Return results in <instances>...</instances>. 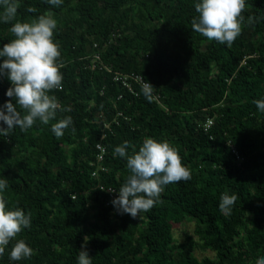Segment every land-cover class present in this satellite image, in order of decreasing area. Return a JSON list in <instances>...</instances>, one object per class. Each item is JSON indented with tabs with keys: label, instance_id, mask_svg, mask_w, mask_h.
Returning a JSON list of instances; mask_svg holds the SVG:
<instances>
[{
	"label": "trees",
	"instance_id": "16d2710c",
	"mask_svg": "<svg viewBox=\"0 0 264 264\" xmlns=\"http://www.w3.org/2000/svg\"><path fill=\"white\" fill-rule=\"evenodd\" d=\"M196 2L18 0V20L50 12L58 22L63 90L50 95L70 111L0 136L4 196L31 215L18 239L33 249L30 259L12 261L10 244L0 264H77L86 236L92 264H255L264 256V113L253 103L264 99V0H246L242 33L230 47L191 29ZM10 26L0 23V47L13 38ZM93 43L109 72L89 67ZM114 72L148 81L155 98L149 102L133 81L123 88ZM9 87L0 77V105ZM66 116L73 123L57 138L51 124ZM145 137L177 149L191 180L167 185L133 219L105 190L118 192L129 174L114 148L128 141L138 150ZM225 192L238 197L230 215L219 208ZM187 220L191 233L175 242L172 224ZM197 250L211 256L197 259Z\"/></svg>",
	"mask_w": 264,
	"mask_h": 264
},
{
	"label": "clouds",
	"instance_id": "9594fccd",
	"mask_svg": "<svg viewBox=\"0 0 264 264\" xmlns=\"http://www.w3.org/2000/svg\"><path fill=\"white\" fill-rule=\"evenodd\" d=\"M46 2L59 7L63 0ZM18 7V0H0V23L11 25L8 31L13 37L0 47V77L6 76L11 83L6 92L10 99L0 105V136L4 137L10 136L17 127L27 131L37 121L48 124L56 119L58 110L70 111L61 107L55 95H50L54 90H63L60 69L64 65L60 62V45L54 39L58 22L50 12L38 15L30 22L20 21L17 19ZM194 7L198 15L192 19L191 29L209 41L230 47L241 35L246 0H198ZM26 11L35 13L37 9L28 7ZM248 22H252V17ZM154 88L146 80L142 84L141 91L149 102ZM253 103L264 113V99ZM72 123V118L66 116L51 124V131L60 138ZM96 148L105 151L99 143ZM113 155L126 159L129 174L112 204L119 214H128L133 219L150 211L159 202L167 185L191 180L190 169L182 163L177 149L167 141L145 137L138 150L135 145L124 141L114 148ZM8 186L6 178L0 179V256L11 244L9 258L12 261L30 259L33 249L18 236L31 227V215L20 207L8 206L4 196ZM237 199L234 194L223 193L220 210L230 215ZM87 243L86 236L78 251L77 264H92ZM255 264H264V256Z\"/></svg>",
	"mask_w": 264,
	"mask_h": 264
},
{
	"label": "built area",
	"instance_id": "2783aa9c",
	"mask_svg": "<svg viewBox=\"0 0 264 264\" xmlns=\"http://www.w3.org/2000/svg\"><path fill=\"white\" fill-rule=\"evenodd\" d=\"M91 50H92V54H91V58H92L91 64L92 65L89 66V67L91 69L92 68H96L98 70L99 69H103L104 71L109 72V69L107 67H105L104 65H102L101 62H100V59H99V56H98L99 52L97 50V45L95 43H93L91 45ZM112 76H113L112 79L114 81L119 82L120 85L123 88L127 89V90H130V85H129L128 81H133L134 83L139 85L140 88H142V84L144 83V82H141L140 77L135 76V75H127V74H121V73H118V72H114L112 74ZM153 98H155V97L153 96ZM210 124H211V120L209 119L202 125V130L204 132H206L208 130ZM103 126L106 127V125H103ZM95 149H97L96 145H95ZM232 152L234 153L235 158L238 159V156H237L236 152L234 150H232ZM101 155H102V152L99 151L98 154L96 155V158H97L98 161L100 160ZM240 160H241V158L238 159L239 162H240ZM91 176L95 177V173H92ZM99 189L101 190L102 186H99ZM105 191H106L107 196H108L109 199H114L118 195V192H116V191H114V190H112L110 188L106 189Z\"/></svg>",
	"mask_w": 264,
	"mask_h": 264
},
{
	"label": "rangeland",
	"instance_id": "374dc122",
	"mask_svg": "<svg viewBox=\"0 0 264 264\" xmlns=\"http://www.w3.org/2000/svg\"><path fill=\"white\" fill-rule=\"evenodd\" d=\"M167 214H168V218H174V216L176 215V211L175 209L173 210L172 209H168L167 210ZM193 229V222L192 221H182L181 223H173L172 224V236H173V239L175 242H182L183 239H184V236L186 234H190L191 231ZM198 258H201L203 256H211L210 253H208L207 251H203V252H200V251H196L194 253Z\"/></svg>",
	"mask_w": 264,
	"mask_h": 264
}]
</instances>
